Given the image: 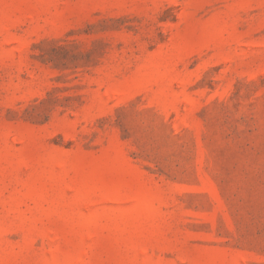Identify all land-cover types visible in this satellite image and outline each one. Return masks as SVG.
Segmentation results:
<instances>
[{"label": "rangeland", "instance_id": "1", "mask_svg": "<svg viewBox=\"0 0 264 264\" xmlns=\"http://www.w3.org/2000/svg\"><path fill=\"white\" fill-rule=\"evenodd\" d=\"M0 264H264V0H0Z\"/></svg>", "mask_w": 264, "mask_h": 264}]
</instances>
